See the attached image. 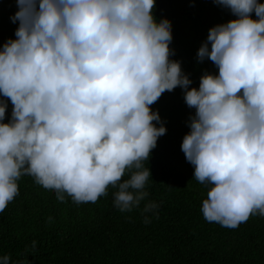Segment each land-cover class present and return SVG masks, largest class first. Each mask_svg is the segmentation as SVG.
Returning <instances> with one entry per match:
<instances>
[{"label": "clouds", "instance_id": "9594fccd", "mask_svg": "<svg viewBox=\"0 0 264 264\" xmlns=\"http://www.w3.org/2000/svg\"><path fill=\"white\" fill-rule=\"evenodd\" d=\"M16 2V39L0 47V212L24 175L61 202L67 193L95 203L111 186L120 211L138 207L151 175L142 162L166 133L150 106L181 87L196 110L181 150L194 178L211 186L204 218L236 228L264 216V3L214 0L237 18L209 29L197 57L218 75L189 89L180 62L169 59L171 23L152 14L156 0ZM4 98L13 105L8 123Z\"/></svg>", "mask_w": 264, "mask_h": 264}, {"label": "trees", "instance_id": "16d2710c", "mask_svg": "<svg viewBox=\"0 0 264 264\" xmlns=\"http://www.w3.org/2000/svg\"><path fill=\"white\" fill-rule=\"evenodd\" d=\"M18 10L16 0H0V47L16 39L19 21L12 17ZM152 14L158 23H171L169 59L180 62L192 81L189 89H198L205 73L218 75V67L207 57L199 61L197 52L210 28L237 18L230 9L214 0H156ZM251 18L258 19L255 12ZM184 95L176 87L150 106L166 133L142 162L151 175L148 196L138 207L120 211L114 204L118 189L111 186L95 203L77 204L67 193L61 202L55 190L24 175L17 181L19 194L0 212V256H10V264H264V216L251 215L236 228L203 216L211 186L194 178V166L181 150L196 111ZM4 99L8 123L13 105ZM160 122L153 121L157 127ZM129 178L130 172L122 180ZM149 202L158 207L145 213Z\"/></svg>", "mask_w": 264, "mask_h": 264}]
</instances>
